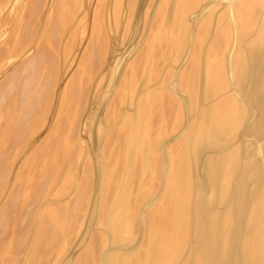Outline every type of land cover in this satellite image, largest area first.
<instances>
[{
    "label": "bare ground",
    "instance_id": "1",
    "mask_svg": "<svg viewBox=\"0 0 264 264\" xmlns=\"http://www.w3.org/2000/svg\"><path fill=\"white\" fill-rule=\"evenodd\" d=\"M0 264H264V0H0Z\"/></svg>",
    "mask_w": 264,
    "mask_h": 264
}]
</instances>
